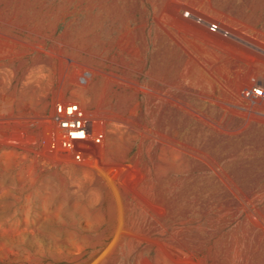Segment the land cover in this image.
<instances>
[{
    "label": "rangeland",
    "instance_id": "obj_1",
    "mask_svg": "<svg viewBox=\"0 0 264 264\" xmlns=\"http://www.w3.org/2000/svg\"><path fill=\"white\" fill-rule=\"evenodd\" d=\"M0 36V264H264V0H0Z\"/></svg>",
    "mask_w": 264,
    "mask_h": 264
},
{
    "label": "crops",
    "instance_id": "obj_2",
    "mask_svg": "<svg viewBox=\"0 0 264 264\" xmlns=\"http://www.w3.org/2000/svg\"><path fill=\"white\" fill-rule=\"evenodd\" d=\"M0 40H4L3 43H0V52L2 51L3 54L0 55V62L5 61L6 59H9L8 66L13 65L15 62L13 60V56L7 51V49H10L14 45V40L16 38L11 37H2L0 36ZM56 44H61V39H58L55 41ZM62 55V53H60ZM108 53L101 52V51H91L87 58L82 57L80 53H74V63L73 65L76 66H89V65H96L97 71H105L107 69H110L112 71H117L118 69V60L115 56H111L110 59V65H106ZM38 60L33 59L31 64L37 65ZM49 64L54 65L49 62ZM64 62L60 60V69L63 67ZM0 66L5 67L4 64H0ZM195 76L190 75L188 73H182V72H176L174 74L175 80L178 82H182L184 79H194ZM115 86L117 84L114 82V80H107L105 79L104 83L101 85H94L93 88V94L91 97L86 100L83 104L86 103V109L93 114L95 118H105L106 112L109 111H121L122 103L124 99L123 91H122V85L121 87H118L115 89ZM120 86V85H119ZM90 108H95V111H90Z\"/></svg>",
    "mask_w": 264,
    "mask_h": 264
},
{
    "label": "bare ground",
    "instance_id": "obj_3",
    "mask_svg": "<svg viewBox=\"0 0 264 264\" xmlns=\"http://www.w3.org/2000/svg\"><path fill=\"white\" fill-rule=\"evenodd\" d=\"M74 107H75V109H74ZM74 107H73V110L76 111V116H82V113H77V112H79L78 107H76V106H74ZM58 112H62L61 106H59ZM66 113H67V111H66ZM68 116H72V115H68ZM73 117H75V116H73ZM61 126L64 130V133L67 132L70 138H78L76 134L84 130L82 128V122H80V119H75V118L64 120L61 123ZM86 137H87V135L85 133L84 138H86ZM84 138H79V139H84ZM70 144L65 143L66 146H70Z\"/></svg>",
    "mask_w": 264,
    "mask_h": 264
},
{
    "label": "built area",
    "instance_id": "obj_4",
    "mask_svg": "<svg viewBox=\"0 0 264 264\" xmlns=\"http://www.w3.org/2000/svg\"><path fill=\"white\" fill-rule=\"evenodd\" d=\"M208 28L211 32H218L219 31V29L216 25L208 24ZM257 90H259V91H257ZM263 92H264V89H262L261 87H253L249 90H246L245 96L250 97V98L260 97V96H262Z\"/></svg>",
    "mask_w": 264,
    "mask_h": 264
},
{
    "label": "clouds",
    "instance_id": "obj_5",
    "mask_svg": "<svg viewBox=\"0 0 264 264\" xmlns=\"http://www.w3.org/2000/svg\"><path fill=\"white\" fill-rule=\"evenodd\" d=\"M259 91V90H257ZM79 138H84L85 137V133L83 131L79 132L76 134Z\"/></svg>",
    "mask_w": 264,
    "mask_h": 264
}]
</instances>
